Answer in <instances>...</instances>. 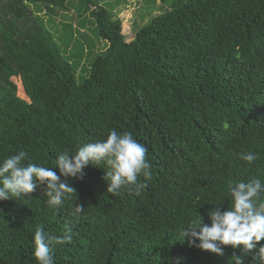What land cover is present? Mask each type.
<instances>
[{
    "label": "trees",
    "instance_id": "trees-1",
    "mask_svg": "<svg viewBox=\"0 0 264 264\" xmlns=\"http://www.w3.org/2000/svg\"><path fill=\"white\" fill-rule=\"evenodd\" d=\"M79 1L107 43L81 81L35 12L55 16L72 0H0V159L24 150L55 167L59 153L116 130L146 148L151 176L138 178L139 195H112L108 166L88 165L59 207L43 185L0 200V264H37V226L70 230L51 246L55 264H234L239 250H201L181 231L230 207L229 183L264 182V0H160L164 11L132 39L101 0Z\"/></svg>",
    "mask_w": 264,
    "mask_h": 264
},
{
    "label": "clouds",
    "instance_id": "clouds-1",
    "mask_svg": "<svg viewBox=\"0 0 264 264\" xmlns=\"http://www.w3.org/2000/svg\"><path fill=\"white\" fill-rule=\"evenodd\" d=\"M146 148L130 132L110 130L106 137L80 146L75 154L65 150L56 157L55 167H44L27 160L28 154L19 150L0 159V200L24 197L43 185V194L50 207H59L64 199L76 195L69 178L81 175L88 165L108 166L106 191L119 195L122 190L140 194L145 186L138 178L150 179L151 165L146 159ZM240 158L248 163L256 159L254 153H242ZM27 161V162H26ZM58 168L59 174L56 169ZM63 178V179H62ZM231 206L221 209L216 205L206 210L208 223L201 214L194 222L182 229L183 240L190 246L223 256L224 247L239 250L233 252L234 264H245L250 256L252 264H264V182L252 178L235 184L229 183ZM76 211H82L77 206ZM68 230L62 236H53L42 226L33 234L34 257L37 264H55L53 244L70 242Z\"/></svg>",
    "mask_w": 264,
    "mask_h": 264
},
{
    "label": "rangeland",
    "instance_id": "rangeland-1",
    "mask_svg": "<svg viewBox=\"0 0 264 264\" xmlns=\"http://www.w3.org/2000/svg\"><path fill=\"white\" fill-rule=\"evenodd\" d=\"M101 3L122 20L128 39L134 37L140 26L164 11L160 0H101ZM91 9L85 1L72 0L67 10L55 16L48 14L45 8L40 13L35 10L58 37L64 54L74 63L79 81L87 77L90 61L107 46L97 33Z\"/></svg>",
    "mask_w": 264,
    "mask_h": 264
}]
</instances>
